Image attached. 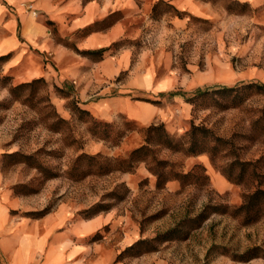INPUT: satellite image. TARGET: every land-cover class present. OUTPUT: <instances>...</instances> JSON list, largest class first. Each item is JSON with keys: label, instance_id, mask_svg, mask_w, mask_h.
Wrapping results in <instances>:
<instances>
[{"label": "rangeland", "instance_id": "rangeland-1", "mask_svg": "<svg viewBox=\"0 0 264 264\" xmlns=\"http://www.w3.org/2000/svg\"><path fill=\"white\" fill-rule=\"evenodd\" d=\"M211 1L225 8V16L203 18L177 7L185 12L180 17L160 5L154 17L152 5L149 19L142 14L128 18L129 32L136 38L126 37L120 45L134 47L133 63L106 82L109 91L103 96L126 95L137 105L149 106L137 108L136 116L127 110L89 108L103 97L101 89L85 101L76 81L59 84L45 75L20 79L23 70H5L8 59H0V189L29 200L33 207L12 210L13 214L36 218L68 204L74 209V222L95 215L109 218L112 213L114 221L127 223L129 233L139 240L176 229L171 239L155 241V250L145 252L158 253L164 264H264L263 256L248 261L233 257L252 246L264 249V218L249 225L216 211L203 221L198 218L209 206H237L257 186L264 189V92L242 89L239 104L221 92L228 86L264 84V0ZM144 49H149L146 60L153 67V89L131 90L122 84ZM40 77L45 81L12 93L11 87ZM164 79L167 89L160 90L158 82ZM198 91L205 95L195 103L188 101ZM74 100L96 119L125 131L121 142L94 135L90 121L74 109ZM159 123L176 139L193 123L201 124L221 141L216 151L195 156L157 148L158 156L173 163L176 171L192 174L186 181L171 179L158 187L156 175L143 160L132 170L74 177V160L80 153L125 157L145 142L142 129ZM243 164L244 180L229 179L243 171ZM111 230L109 218L86 237L84 243L92 245L96 259L111 252Z\"/></svg>", "mask_w": 264, "mask_h": 264}, {"label": "crops", "instance_id": "crops-1", "mask_svg": "<svg viewBox=\"0 0 264 264\" xmlns=\"http://www.w3.org/2000/svg\"><path fill=\"white\" fill-rule=\"evenodd\" d=\"M157 0H0V56L10 54L5 70H23L20 79L45 75L59 84L78 83V93L88 101L101 89L106 95V82L132 65L134 47L118 45L129 32L128 18L142 14L149 19V11ZM181 10L198 17L225 16L226 10L211 0H169ZM252 2L255 0H251ZM182 21L181 19H177ZM92 27L86 31V28ZM109 47L102 58L95 60L79 50ZM144 49L134 72L122 85L127 88L150 90L154 85L153 68ZM49 58V62L45 59ZM167 81L157 88L166 90ZM111 89V88H110ZM123 89V90H130ZM122 90V91H123ZM103 96L88 104L102 106L113 112L130 111L136 116L137 105L126 95ZM29 200L16 197L10 190L0 189V264H164L158 253L120 258L122 250L139 240L131 235L128 224L114 221L109 213L111 252L98 259L86 237L109 222L103 215L77 219L68 204L36 218L16 215L12 210H31ZM119 233H115V231Z\"/></svg>", "mask_w": 264, "mask_h": 264}, {"label": "trees", "instance_id": "trees-1", "mask_svg": "<svg viewBox=\"0 0 264 264\" xmlns=\"http://www.w3.org/2000/svg\"><path fill=\"white\" fill-rule=\"evenodd\" d=\"M160 5H166L171 9V11L175 10L176 14L180 17L185 14V12L180 11L177 7L171 3H168L166 0H157L153 6L154 17L159 15ZM91 29L92 27L86 28V31ZM120 42L115 43V45H120ZM107 49H109V47L95 50H77L85 56L98 60L102 58ZM9 57L10 54L3 55L0 57V59H7ZM44 81L45 79L43 77L36 78L33 81L11 87V91L12 93L17 94L19 89L33 87L36 84ZM247 87L256 88L257 91L264 92V84H257L254 82L247 83L243 86L223 87L221 92L225 93L226 95H232L233 103L239 104L243 100L240 95L241 93L239 92ZM204 93V91H198L195 93V95L188 97V101L195 103L199 97L205 95ZM74 109L80 113L81 117L86 116V119L90 121L91 125L89 128L94 135L106 141H113L115 144H119L121 142L125 131H116L112 128V124L108 122L104 123V121L96 119L91 115L88 109L78 106L76 100H74ZM98 127H102L103 129H99ZM142 130L145 133V142L141 146L132 150L125 157H111L103 155L102 153H80L74 160V177L82 178L89 174H108L114 170H132L135 167V163L141 162L143 160L146 161L147 165H149V170L154 175H156L158 187L164 186L167 181L171 179H180L181 181H186V179L192 176V174L190 172L184 173L178 170L176 171L175 165L173 163L158 156L157 148L165 147L172 151L179 150L183 151L189 156H195L196 154L205 151H216L218 149V142L221 141V138L215 136L211 129L196 123H193L189 130H187L185 134L177 139L169 133V131L165 128L164 123H159L158 125L151 124ZM246 165L247 164H243V171L237 177H232V175H230L228 178H231L237 182H242L245 177L244 172L246 169L244 167ZM37 166L38 168H41L40 165ZM243 197V202L237 206L229 207L228 205L223 204L214 205L213 207L209 206L205 208L200 214H198V218L200 221H203L208 218L210 214L213 213V211L233 215L234 217L240 219L242 225H249L264 218V189L259 185L253 191L246 193ZM209 208L211 209L209 210ZM44 213L45 212L38 213V216H41ZM176 231V229H170L166 232H162V234H159L157 237L151 239H140L127 246V248L121 252L119 257L123 258L127 255L139 256L144 254L146 251L155 250V247L152 245L155 241L162 242L169 240L175 235ZM257 256L264 257V249H262L260 246H252L243 253H234L233 255L234 259L241 261H248L249 259Z\"/></svg>", "mask_w": 264, "mask_h": 264}, {"label": "bare ground", "instance_id": "bare-ground-1", "mask_svg": "<svg viewBox=\"0 0 264 264\" xmlns=\"http://www.w3.org/2000/svg\"><path fill=\"white\" fill-rule=\"evenodd\" d=\"M221 68V67H220ZM229 68V67H228ZM226 70V69H225ZM222 71V70H221Z\"/></svg>", "mask_w": 264, "mask_h": 264}]
</instances>
